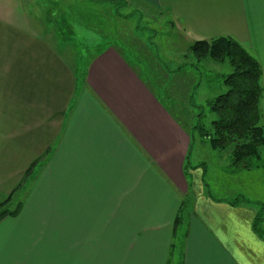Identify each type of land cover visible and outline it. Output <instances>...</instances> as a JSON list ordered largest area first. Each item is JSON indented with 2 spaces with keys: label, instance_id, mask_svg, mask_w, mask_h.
I'll return each instance as SVG.
<instances>
[{
  "label": "crops",
  "instance_id": "obj_1",
  "mask_svg": "<svg viewBox=\"0 0 264 264\" xmlns=\"http://www.w3.org/2000/svg\"><path fill=\"white\" fill-rule=\"evenodd\" d=\"M134 1L191 44L236 40L264 85V0ZM37 5L0 0V200L32 169L19 213L0 221V264H264L255 203L205 187L166 80L101 44L84 82Z\"/></svg>",
  "mask_w": 264,
  "mask_h": 264
},
{
  "label": "rangeland",
  "instance_id": "obj_2",
  "mask_svg": "<svg viewBox=\"0 0 264 264\" xmlns=\"http://www.w3.org/2000/svg\"><path fill=\"white\" fill-rule=\"evenodd\" d=\"M32 1L33 5L39 4L36 6L37 14H34L38 22L47 24L49 29L41 31L42 34L50 37L55 48L77 72L86 69L91 54L98 52L101 44L115 45L122 47L144 70L146 68V72L152 73L154 77L151 81L160 88L165 82L163 80H166L168 88L164 90V86L163 90L165 94H171L175 113L191 135V161H203L197 167H206L203 170L205 187L214 189L211 191L214 197L222 194L224 187L226 191L230 188L233 205L245 204L250 200L264 214V147L260 148L261 159L258 163L254 161V167L234 172V145L223 151L215 150L209 143H202L198 133L192 130L199 112L194 108L203 107L206 114L207 103L226 91L221 78L231 73L228 65H219L210 59L197 65L190 52L192 44L182 31L175 28L169 17L160 11L151 12L134 0ZM194 66L205 67L208 72L196 74ZM77 74L86 81L84 74ZM155 76H159L161 81H156ZM208 80L211 81L209 85ZM212 120L214 115L207 114L205 125L210 126ZM221 167L228 174L222 173L224 170H220ZM30 177L31 173L19 193L4 209L13 211L22 201L21 195L28 189L26 184L30 183ZM261 230L264 232V221Z\"/></svg>",
  "mask_w": 264,
  "mask_h": 264
},
{
  "label": "trees",
  "instance_id": "obj_3",
  "mask_svg": "<svg viewBox=\"0 0 264 264\" xmlns=\"http://www.w3.org/2000/svg\"><path fill=\"white\" fill-rule=\"evenodd\" d=\"M190 52L197 65L205 59H210L216 64L228 65L232 70L228 76L221 78L226 91L207 103L208 112L205 114L203 107L194 108L199 112L192 130L198 133L202 143H209L215 150L223 151L233 144L234 172L254 167L256 165L254 161L258 163L261 159L260 148L264 147L261 110L264 85L260 63L248 49L230 37L196 41L192 43ZM194 68L196 74L208 72L205 67ZM210 82L207 81L208 85ZM207 114L214 115L210 126L205 125ZM31 171L32 169L27 173L26 179ZM13 195L14 193L0 200V221L8 215L19 213L20 205L13 211L4 209L11 203ZM257 211L253 227L255 232L264 238V232L261 230L264 214L261 210Z\"/></svg>",
  "mask_w": 264,
  "mask_h": 264
}]
</instances>
